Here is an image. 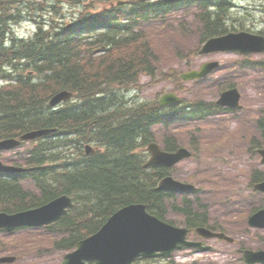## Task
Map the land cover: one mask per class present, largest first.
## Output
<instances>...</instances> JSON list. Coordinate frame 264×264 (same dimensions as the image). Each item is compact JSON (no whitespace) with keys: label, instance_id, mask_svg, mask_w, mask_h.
I'll return each mask as SVG.
<instances>
[{"label":"trees","instance_id":"obj_1","mask_svg":"<svg viewBox=\"0 0 264 264\" xmlns=\"http://www.w3.org/2000/svg\"><path fill=\"white\" fill-rule=\"evenodd\" d=\"M162 9L157 11L161 13ZM219 21L204 19L210 37L226 30ZM51 37L46 35L38 43L39 49H33L37 52L34 57L0 56V65L28 61L25 66L38 72L35 76L25 72L0 74V139L39 128L58 130L32 142L31 148L18 155L21 163L14 162L15 165L25 164L32 170L21 175H0V212L25 211L69 195L75 208L45 229L53 247L64 251L74 250L80 240L96 233L117 210L135 203L145 204L151 214L162 220L168 221L166 217L174 210L191 229L205 226L217 230L218 226L209 224L207 214L201 211L199 200L192 203L182 198L179 202L176 193L158 190L159 181L169 174L166 169L144 168L148 157L144 149L155 140V128L205 117L200 102L194 103L190 111L184 107L165 111L156 101L126 100L130 89L138 86L140 75L154 78L157 74L146 39L142 45L131 46V40H120L113 44L110 54L106 50L96 55L95 51L107 42L103 37L94 43L78 36L72 41ZM46 43L50 44L45 46ZM24 45L22 50L26 49ZM138 47L144 52L141 57ZM18 50L19 46L15 51ZM139 62L143 70L137 68ZM172 77L176 79L177 75ZM63 90L75 93V98L52 109L50 99ZM256 127L258 135L251 141L253 145H264V112ZM87 144L101 151L86 155ZM218 146L208 148L199 143L194 147L201 151L217 150ZM177 147V139L167 137L165 148L174 151ZM198 176L207 184L213 179L208 170ZM252 178L253 183L263 181L264 173L257 172ZM213 185L211 188L216 190ZM18 246H23L19 240L0 238V252H14ZM40 247L42 242L35 241L33 249ZM146 264L174 263L151 260Z\"/></svg>","mask_w":264,"mask_h":264},{"label":"rangeland","instance_id":"obj_2","mask_svg":"<svg viewBox=\"0 0 264 264\" xmlns=\"http://www.w3.org/2000/svg\"><path fill=\"white\" fill-rule=\"evenodd\" d=\"M100 1L102 0L87 2L89 6L94 4L96 10H100L104 5H101ZM220 1L223 0L210 2L212 7H208L206 11L211 15L220 12L223 25L228 28L227 32L264 33V0H231L234 7H228L224 13L218 10ZM83 4L84 0L81 7ZM202 12L203 10L199 12L197 8L188 10L183 7L174 14L175 16H170V31L166 30V27L164 32L157 31L158 28H164L157 24H144L143 29L138 27L137 30L150 32L155 42V50L161 56L159 73L171 74L174 70L180 76L198 70L204 63L211 61L220 62V68L203 80L188 83H178L171 76L166 79L157 76L152 82L149 77L144 76L138 89L126 98L138 102L159 101L164 94L175 92L189 102L202 100L212 105L219 99L222 87L234 86L239 89L242 95V110L219 111L216 116L193 123L189 127L180 121L166 128H157L154 134L159 142L163 137L175 136L179 147H187L198 154L196 158L180 163L173 174L179 181L194 183L198 186V191L194 195L177 194L176 200L180 202L182 198H186L192 203L199 200L203 208L201 211L207 214L209 224H217L221 232L234 239L233 244L220 240L207 241L206 243L212 246L210 252L191 249L180 251L173 256V263L245 264L244 250H264V230L250 228L243 218L247 212L264 207V194L255 192L250 186L252 175L257 172L264 173V166L260 157L248 150V139L255 129V121L259 114L264 112V70L249 64L250 61L260 62L264 57H243L234 53L201 55L199 51L203 47L204 32L197 16ZM69 21L70 16L67 17L66 23ZM151 21L148 19V22ZM20 31L24 33L25 27ZM18 32L16 31L17 34ZM139 41L137 38L135 45ZM138 48L141 57L144 52L141 53L142 47ZM228 137L231 139H227L219 150L202 149L197 153L190 145L191 142L202 141V144L209 148L220 139ZM0 158L10 164L15 161V153L8 152ZM202 169L212 171L213 179L208 184L196 176ZM211 183L216 190L211 188ZM173 211L166 219L174 225L184 226L180 217ZM47 233V230L41 228L18 230L11 234L0 233L2 239H16L23 244L15 248L14 252L5 249L0 252V257L17 256L18 260L14 264H62L68 252L54 248ZM35 241L42 242L43 247L33 249Z\"/></svg>","mask_w":264,"mask_h":264},{"label":"water","instance_id":"obj_3","mask_svg":"<svg viewBox=\"0 0 264 264\" xmlns=\"http://www.w3.org/2000/svg\"><path fill=\"white\" fill-rule=\"evenodd\" d=\"M218 51H239L242 53H255L264 51V38L246 32L231 33L229 35L214 38L204 46L202 53L210 54ZM218 63L205 64L200 71L184 74L182 79H201L217 69ZM73 94L67 91L57 94L50 102L51 106L72 98ZM241 96L237 90L224 93L219 100L222 106L240 108ZM180 99L175 94H167L161 104H176ZM53 130H40L28 133L21 140H35L50 134ZM21 145V141L9 139L0 141V150H11ZM148 150L152 153L151 160L146 168L159 165L173 167L181 161L191 157V153L185 149H179L175 153L163 152L156 144H151ZM87 153H95L94 149L87 147ZM263 156L264 150L260 151ZM23 170L9 167L0 161V172H22ZM256 188L264 193V182ZM159 191L192 192L195 187L166 177L159 183ZM73 199L69 196H61L37 209L16 214L0 213V229L13 232L22 227L42 228L61 220L70 209L74 208ZM253 228H264V210L259 211L249 220ZM188 230L177 228L147 211L143 204L127 206L114 214L108 222L95 235L80 241L75 251L64 257L62 264H135L139 258H170L172 254L184 247L196 248L202 251H210L211 247L203 243L188 242ZM197 232L205 239H222L233 243V239L225 234L215 233L207 228H198ZM14 257L0 258V264L13 263ZM246 264H264V251L244 252Z\"/></svg>","mask_w":264,"mask_h":264},{"label":"flooded vegetation","instance_id":"obj_4","mask_svg":"<svg viewBox=\"0 0 264 264\" xmlns=\"http://www.w3.org/2000/svg\"><path fill=\"white\" fill-rule=\"evenodd\" d=\"M105 9L104 15L108 18V34L105 36L107 40L112 39L113 37L119 38L122 33L127 29V25L130 26H142L144 21L148 19H153L154 11L159 7L163 8L162 10L168 11L174 10L177 4H180L183 1V4L186 6L192 5L194 3L200 4L202 0H182V1H171L166 0H149L147 2H142L139 0H104ZM57 2V5L53 3ZM179 2V3H177ZM48 7H50L48 9ZM50 11V15L56 16L57 23L62 25L63 22V13H62V0H0V43L4 48L10 45V43L15 42L16 34V25L21 24L22 22L31 21L39 28L43 23H48L47 13ZM147 16V18L145 17ZM164 14L163 16H165ZM153 21V20H152ZM127 24V25H126ZM86 26L82 31L84 36L86 32H92V28ZM20 31V29H19ZM50 33H56V30L49 28ZM69 31V30H68ZM68 31H64L58 35L56 38H62L67 36L76 37L74 31L70 34ZM46 35H49V32L42 31V38H46ZM38 35L36 33L30 38L27 39L32 43V46L26 45V49L22 50V44L18 45L19 50L16 53L17 57H34L37 52L36 49H39V44L36 41ZM77 39V38H76ZM127 38H120L116 41L125 40ZM68 41V40H67ZM50 43H46L45 46ZM25 46V45H24ZM42 46V45H40ZM44 47V46H43ZM264 57V55H261ZM142 62H139L137 67L138 69L143 70V66H140ZM261 68L264 69V60L260 63ZM260 65L257 66L260 68ZM141 70V72H142Z\"/></svg>","mask_w":264,"mask_h":264},{"label":"bare ground","instance_id":"obj_5","mask_svg":"<svg viewBox=\"0 0 264 264\" xmlns=\"http://www.w3.org/2000/svg\"><path fill=\"white\" fill-rule=\"evenodd\" d=\"M53 30H54V28H52ZM109 31V30H108ZM108 31H107V33H106V35L108 34ZM70 34H72V30H69L68 31ZM90 32H86L85 34H89ZM146 33H147V31H141V30H136L134 33H132L131 32V30H130V28L129 27H127V29L122 33V35L119 37V38H117V37H113L112 39H110V40H107L106 38H105V41H107V42H105L104 44V48H106V50H107V52L110 54V52H111V50H112V48H113V44L114 43H116V42H118V41H116L117 39H120V38H127L128 40H131V43H130V46L131 45H134L135 43V41L137 40V38H139V43L137 44V45H142V44H144V40H142V38L146 35ZM105 35V36H106ZM66 39L68 40V41H72V40H74V39H76V37H72V36H67L66 37ZM143 72V71H142ZM141 78H142V75H140V77H139V82H140V80H141ZM133 88V87H132ZM79 99V98H78ZM79 100H81V99H79ZM80 102V101H79ZM74 104H76V103H74ZM77 104H79V103H77ZM74 106V105H73ZM76 106V105H75ZM78 106V105H77ZM67 107V106H66ZM12 163V162H11ZM227 234V233H226ZM229 236V235H228Z\"/></svg>","mask_w":264,"mask_h":264}]
</instances>
